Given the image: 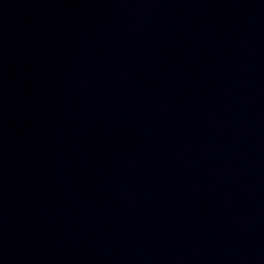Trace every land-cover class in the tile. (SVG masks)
I'll use <instances>...</instances> for the list:
<instances>
[{
	"label": "water",
	"instance_id": "water-1",
	"mask_svg": "<svg viewBox=\"0 0 264 264\" xmlns=\"http://www.w3.org/2000/svg\"><path fill=\"white\" fill-rule=\"evenodd\" d=\"M0 264H264V0H0Z\"/></svg>",
	"mask_w": 264,
	"mask_h": 264
}]
</instances>
